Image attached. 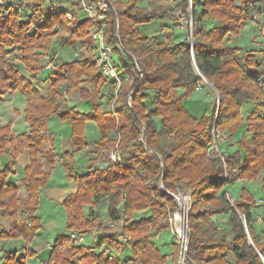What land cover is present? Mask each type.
<instances>
[{
  "label": "trees",
  "instance_id": "16d2710c",
  "mask_svg": "<svg viewBox=\"0 0 264 264\" xmlns=\"http://www.w3.org/2000/svg\"><path fill=\"white\" fill-rule=\"evenodd\" d=\"M141 1L117 0V14L107 13L106 36L119 58L114 61L118 72L127 75L119 89L97 67L92 23L78 17V1L72 19L48 0H29L24 13L6 12L0 3V101L9 93L23 95L29 126L15 133L11 122H0V161L7 157L0 167V211L10 221L9 227L1 228L0 238L25 241L21 251L0 255V264H28L38 255L31 244L42 229L37 211L49 178L43 158L54 166L59 156L77 189L62 202L68 213L67 232L56 236L45 264H173L154 236L171 230L169 214L177 204L168 192H176L181 183L191 190L188 255L194 264H264V230L259 233L254 213L258 201L247 188L232 201L226 188L238 180H257L264 172V49L260 60L253 51L239 55L243 47L229 44L231 36H238L254 20L264 0H180L177 8L192 20L193 41L184 30L177 32L180 17L172 5L145 7ZM154 20L161 22L159 29L144 33L141 26ZM255 26L256 22L253 29L264 38ZM57 28L66 34L59 35ZM54 39L76 50L80 44L91 55L59 62L49 70L50 85L44 93L36 82L48 69L43 58L50 55ZM15 51L23 67L14 61ZM201 75L220 100L210 113L196 117L184 102L202 90L197 89ZM107 83L114 93L105 109L101 99ZM75 89L91 110L70 105L66 97ZM52 116L71 128L72 150L61 155L58 136L48 122ZM87 121L96 122L101 134L93 144L86 137ZM214 124L228 140L241 136L236 141L239 148H225L230 152L227 176L223 162L211 152ZM26 150L29 163L22 178L26 196L21 198V185L11 177ZM78 151L89 155L84 174L76 171ZM112 151L120 159L112 160ZM101 162L107 164L98 166ZM105 198L110 220L120 222L116 234L103 236L97 247L74 242L72 232L83 236L103 230L105 222L95 207ZM143 211L150 213L138 217ZM218 216H225L226 222L220 223ZM173 244L175 261L177 241ZM128 248L131 255L125 259L113 252L123 254Z\"/></svg>",
  "mask_w": 264,
  "mask_h": 264
},
{
  "label": "rangeland",
  "instance_id": "374dc122",
  "mask_svg": "<svg viewBox=\"0 0 264 264\" xmlns=\"http://www.w3.org/2000/svg\"><path fill=\"white\" fill-rule=\"evenodd\" d=\"M77 1L78 0H48V2L52 3L57 9L61 11H74L77 9ZM169 5L168 0H142L140 2L141 6L145 7H153V6H165ZM192 5L189 8L191 11ZM117 4H116V14H117ZM81 10L78 13V17L81 18H87L84 13H80ZM176 14L179 15V22L184 23V26L178 27V24L176 27L177 32H183V30L186 32L187 35H189L190 40L193 41V35H192V23L191 19L187 16V14H181L183 13V10L181 7H178L175 10ZM67 16V15H66ZM68 17V16H67ZM73 18V14H72ZM71 18V19H72ZM70 19V18H69ZM80 19V18H79ZM186 20H190L189 24H186ZM206 24L209 23V25L212 23L210 20L205 21ZM254 21L252 20L249 22L246 27L243 28V30L239 33L238 36H231L229 44L231 45H239L243 47V51L239 53V55L243 54L246 51H253L260 60H262V53L260 52L261 50L264 49V38L260 36L258 31H254ZM161 25V22L159 20H154L150 23L144 24L141 26V30L144 33H147L149 35H152L156 29H159ZM258 26V24H257ZM256 27L259 28V27ZM30 27H32L30 25ZM260 29V28H259ZM57 31L59 35H64L66 34L65 30H61L60 28H57ZM171 29L167 32H164V36L167 33H170ZM255 32V33H254ZM262 33V32H261ZM178 34V33H177ZM263 34V33H262ZM78 49L76 50L73 46H62L59 42V39H54L53 44H52V51L50 55L45 56L43 58V62L46 64V68L41 74H40V80L37 81V85L43 90V92H46V89L49 87V83L47 82L46 78L49 75V70L52 71L56 69L57 64L59 62L63 61H73L76 60L80 57H88L91 55L90 52H88L87 48L81 47L80 44H78ZM17 51L13 53V59L16 63L20 64L23 67L22 62L20 61V58L17 55ZM114 59L119 60L118 56L114 54ZM264 64V62H263ZM24 72L28 75V73L25 71ZM120 77L122 80V77L127 78V75L125 73H120ZM84 86L89 87L90 89L92 88L91 85L89 84H84ZM106 88H109L106 90ZM106 90V91H105ZM103 98L101 99V102L104 105V108L107 109V102L113 96L114 90H112L111 83H107L105 86V89L103 90ZM181 93L182 91L179 90ZM178 92V93H179ZM79 93L80 90L76 89L73 95L66 97L71 101L70 103L71 106H74L77 104L79 101ZM196 96L195 97H200V100L202 103L204 102H211V106L213 110L215 108V105H217V102H219L220 97L219 93L214 89L213 85L206 84L205 87L201 91H196ZM251 105L253 103L249 101ZM149 104V103H148ZM26 105V101L23 95H21L19 92L16 93H9L7 94L2 101H0V122L3 124L7 123H12V128L15 133H20L28 130L27 127L28 123L24 119V108ZM84 105V104H83ZM89 107V106H88ZM92 107V106H91ZM86 108V105H84L85 112L91 110L92 108ZM16 111H19L17 113ZM248 111L247 105H244L243 107V112L246 113ZM245 115V114H243ZM246 117V115H245ZM49 126L50 129L57 134L59 137L61 133L65 134V122L60 120L57 116H52L49 118ZM64 123V125H63ZM214 128L216 131V134L213 133V130L211 131L212 135V143L214 142L216 136L220 137H226V134L223 132H219L216 130L215 124ZM85 133L86 137L88 138L90 143H94L96 140H98L101 137V134L99 132L98 125L94 121H87L85 125ZM111 136H117L116 133L111 132ZM71 136V131L70 134ZM241 138L240 134L234 136V139H226L222 144V148L225 149L226 147L231 149V151H234L237 149V147L233 148V145H236L239 139ZM60 141L58 138L57 146L56 148L58 149L57 151H60ZM211 143V144H212ZM87 152L84 153L83 151H78L75 153V158H76V171L79 174H84L87 172L88 165H89V155L87 156ZM111 156V154H110ZM43 160H48L47 158H43ZM23 159L19 161L18 166L16 168V173L12 175L11 180L15 183H19L21 185L20 189V197L24 198L26 196V190L25 187L22 184V178L24 177V164H23ZM227 162V160H226ZM7 163V157L4 156L2 157L0 161V167H4L5 164ZM107 163L101 162L98 164V166H105ZM46 165H48L46 163ZM49 167V166H48ZM46 167V171L49 172V178L47 185L42 189L41 191V198H40V206L37 211V215L41 217L42 222H44V226L42 229L39 230L38 235L36 237V242H40L41 240L47 239V241L52 242L55 240L56 236L59 233H65L67 232L66 226H67V221H68V213L65 208V206L62 204L63 200L67 198L69 195L74 193L77 189V185L75 181L70 180L66 173L64 172L62 164H58L54 169H51ZM54 166H52L53 168ZM264 172L262 171L260 174V177L257 180H241L237 181L234 184H229L226 186V188L230 191L229 194H232V199L233 201L236 199L238 200L240 198V195L242 193L243 188H247L250 190L253 195L255 196L256 200L258 201V206L254 209V213L256 214V218L259 216L262 217L261 221L256 220V226L258 227L259 233L260 230H264V186L262 183V175ZM181 186H185V184L181 183L179 184ZM178 185V186H179ZM184 189H187L184 187ZM192 206V204H191ZM108 207H109V199L105 198L102 200L100 204H98L95 208L97 211V214L102 218V220L105 222V226L102 231H97L94 230L92 232H88L85 235H83L84 240L82 243L86 244H94L96 247L98 246L97 243L100 241V239L103 236H106L108 234H116V232L119 229L120 222H114L113 220H110L108 216ZM191 209V208H190ZM86 210H89V206H86ZM150 212L149 211H143L140 213H137L138 217L141 216H146ZM218 221L222 224H224L227 220L225 216H218ZM170 222V220H169ZM172 223H170L171 226ZM56 225V227L54 226ZM9 227L10 226V221L8 220V217L3 215L0 211V230L2 227ZM190 228V227H189ZM173 231L165 232L162 236V238H159L157 240V246L161 250V252L168 257V261L172 262L174 264V257L175 255V247L173 242H175L176 238L174 239V235L172 234ZM71 231H68V234H70ZM80 235V234H79ZM191 236V228H190V234L189 237ZM49 237V239H48ZM46 242V241H45ZM25 243L24 239H11V240H5L0 238V255L3 256L6 253L12 252V251H21L23 244ZM53 243V242H52ZM48 250L46 249L45 251H41L39 255L33 258L28 259V264H45L43 262L44 255L48 256ZM114 253L118 254L120 258L125 259L128 256L131 255V251L128 248L127 252L119 253L118 250H114ZM44 254V255H43ZM178 257H179V247H178ZM177 257V258H178ZM189 264H194V263H189Z\"/></svg>",
  "mask_w": 264,
  "mask_h": 264
},
{
  "label": "built area",
  "instance_id": "2783aa9c",
  "mask_svg": "<svg viewBox=\"0 0 264 264\" xmlns=\"http://www.w3.org/2000/svg\"><path fill=\"white\" fill-rule=\"evenodd\" d=\"M117 0H78L79 5L81 6V12L91 21L92 28L90 35L93 39L95 45L94 59L96 61L99 71L106 77L115 81L116 89H119L122 83L120 73L114 61V51L109 43L106 36V17L107 13L114 11L116 13V2ZM180 0H168V3L172 5L175 10L177 9V4ZM2 9L6 12L10 10L17 11L19 13H24L28 9L29 0H0ZM191 4H189V8ZM256 8V7H255ZM264 6L261 4V9L257 8L254 12L253 21L256 22L264 34ZM68 18H72V12L66 11ZM190 20H186V24H189ZM192 23V20H191ZM184 26V23L179 22L178 27ZM164 31V30H163ZM202 81L197 83V89L201 90L206 84H210L208 79L203 75ZM213 133L216 134L215 128L213 127ZM226 137L216 136L214 142L211 145V152L214 157H218L223 162L226 167V176H227V164L226 160L230 156L228 150L222 148V144L227 141ZM112 160L120 159L115 151L111 152ZM185 186L179 185L176 192L169 191L168 193L174 198L177 209L169 214V220L171 226L170 229L173 231V235L176 238L178 247H179V257L176 259L174 264H189L193 263L188 255L189 249V234L190 228L188 224L189 211L192 204L191 190L189 188L184 189ZM230 199L232 195L228 193ZM262 217L259 216L257 221H261ZM162 236V231H157L155 238L159 239ZM71 237L76 243H82L84 237L77 233L72 232ZM129 239V236L125 237V240Z\"/></svg>",
  "mask_w": 264,
  "mask_h": 264
},
{
  "label": "crops",
  "instance_id": "0c3cea01",
  "mask_svg": "<svg viewBox=\"0 0 264 264\" xmlns=\"http://www.w3.org/2000/svg\"><path fill=\"white\" fill-rule=\"evenodd\" d=\"M246 27V26H245ZM76 90V89H75ZM75 90L73 91V95H74V92ZM196 92L193 94V96L186 100L184 102L185 106L188 108V110L196 117H201L204 113H210L212 110V106H211V102H204L202 103L201 100H200V97H195L196 96ZM72 95V97H73ZM70 103H72L70 101ZM77 108L81 111H85L84 109V105L83 103H81L80 101V96H79V101L77 102L76 104ZM86 108H89L88 106H86ZM66 126H65V130H66V133L63 134L61 133V135L58 137L59 138V141H60V151H59V154H63L64 152L66 151H71L72 150V147H73V142H72V139H71V136L69 135L70 134V131H71V128H70V125L65 122ZM64 125V123H63ZM28 128V127H27ZM235 140V139H234ZM239 145L236 144L233 146V148L238 147ZM58 150V149H57ZM24 160L23 161V164L24 166H27L28 163H29V150H26L23 154H21L18 158V161H21V160ZM61 161H62V157L59 156L57 158V161H56V164L54 165V167L52 168V164L49 162V160H43V165H44V170L46 171V167L50 168L51 169H54L58 164H61ZM46 163L48 165H46ZM47 172V171H46ZM49 173V172H47ZM238 181H241V180H238ZM228 190V189H227ZM228 192L230 193V191L228 190ZM232 195V194H231ZM233 197V196H232ZM256 208V207H255ZM44 222H42V227L44 226L43 224ZM56 227V225H54ZM169 232V231H167ZM165 233V232H164ZM163 233V234H164ZM162 234V236H163ZM173 234V233H172ZM38 235V234H37ZM161 236V238H162ZM37 237V236H36ZM36 239V238H35ZM49 239V237H48ZM46 241V242H45ZM53 242V241H52ZM52 242H49L47 241V239L45 238V240H41L40 242H36V240L33 241V243L31 244V247L38 253V255L41 253V251H45L46 249L49 251L50 249V246L52 244ZM25 245V243L23 244V246ZM24 249V248H23ZM44 255V254H43ZM43 259H47V254L46 256L44 255V258ZM46 261V260H45Z\"/></svg>",
  "mask_w": 264,
  "mask_h": 264
}]
</instances>
